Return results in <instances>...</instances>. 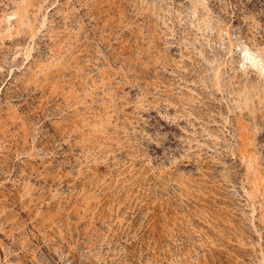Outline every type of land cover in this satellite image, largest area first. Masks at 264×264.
<instances>
[{"label":"rangeland","instance_id":"1","mask_svg":"<svg viewBox=\"0 0 264 264\" xmlns=\"http://www.w3.org/2000/svg\"><path fill=\"white\" fill-rule=\"evenodd\" d=\"M0 264H264V0H0Z\"/></svg>","mask_w":264,"mask_h":264}]
</instances>
